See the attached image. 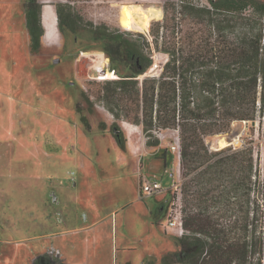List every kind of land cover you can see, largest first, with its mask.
<instances>
[{
  "label": "rangeland",
  "instance_id": "obj_1",
  "mask_svg": "<svg viewBox=\"0 0 264 264\" xmlns=\"http://www.w3.org/2000/svg\"><path fill=\"white\" fill-rule=\"evenodd\" d=\"M27 2L0 0V264H34L39 257L38 264H63L54 260L59 253L44 256L50 247L61 249L68 264H160L164 255L174 258L180 235L168 225L180 210L182 182L176 133H157L161 146L175 151L165 167L158 147L146 145L142 127L113 116L102 99L107 80L93 77L103 62L110 64L102 51L105 39L87 28L71 32L64 26L60 32L55 4L68 2L85 20L134 37L148 36L157 24L166 37L195 25L179 14L171 18L180 0H40L54 26L33 53ZM132 6L143 18L137 30L119 21ZM153 54L157 64L166 58ZM118 72L120 77L129 70L121 63ZM113 122L124 147L112 134ZM253 126L236 123L230 142L239 147L244 139L254 141L262 182L264 123ZM227 143L221 135L210 145ZM141 174L158 178L162 190L143 195Z\"/></svg>",
  "mask_w": 264,
  "mask_h": 264
},
{
  "label": "trees",
  "instance_id": "obj_2",
  "mask_svg": "<svg viewBox=\"0 0 264 264\" xmlns=\"http://www.w3.org/2000/svg\"><path fill=\"white\" fill-rule=\"evenodd\" d=\"M179 7L171 18L179 14L195 27L181 35L173 29L169 37L159 24L138 37L95 24L68 2H57L55 11L60 32L64 26L71 32L87 28L105 39L102 51L116 73L125 64L129 73L107 80L102 99L113 116L142 127L146 145L158 147L165 167L175 151L161 146L157 133H176L184 232L177 239L180 252L164 255L160 264H264V180L254 141L210 145L221 135L231 140L236 123L250 130L264 123V0H180ZM41 12L39 0H28L33 53L44 35ZM159 52L166 58L151 75L153 53ZM111 130L124 147L118 124Z\"/></svg>",
  "mask_w": 264,
  "mask_h": 264
},
{
  "label": "built area",
  "instance_id": "obj_3",
  "mask_svg": "<svg viewBox=\"0 0 264 264\" xmlns=\"http://www.w3.org/2000/svg\"><path fill=\"white\" fill-rule=\"evenodd\" d=\"M105 58L106 60L108 59L109 61L108 57H105ZM154 64H156V66H154L151 70H154V73H156L155 71L158 68V64L155 62ZM97 72H98L97 75L93 77L97 81L113 80V79L119 78L115 69L112 68L108 62H103L101 66H99ZM162 188L163 186L158 178L154 176L149 177L146 174H141L140 192L143 195L145 196L154 195L155 193L161 191ZM168 227L170 228L176 227V229L178 230L177 234L180 236L183 234L184 229L181 223L180 210L179 212H176V215L173 216L172 219L169 221Z\"/></svg>",
  "mask_w": 264,
  "mask_h": 264
},
{
  "label": "bare ground",
  "instance_id": "obj_4",
  "mask_svg": "<svg viewBox=\"0 0 264 264\" xmlns=\"http://www.w3.org/2000/svg\"><path fill=\"white\" fill-rule=\"evenodd\" d=\"M50 1L51 0H45V2H50ZM142 20L143 18L140 16V14H138V10L135 9V7L133 6L129 13L122 14L119 18L121 26L127 30L140 29ZM42 22L45 29V33H44L45 36V34H47L50 30H53V26H54V18L50 12L49 7H45L42 10ZM152 66H156V64H153Z\"/></svg>",
  "mask_w": 264,
  "mask_h": 264
},
{
  "label": "crops",
  "instance_id": "obj_5",
  "mask_svg": "<svg viewBox=\"0 0 264 264\" xmlns=\"http://www.w3.org/2000/svg\"><path fill=\"white\" fill-rule=\"evenodd\" d=\"M47 249V250H46ZM45 250H46V252L48 253V254H53V253H55L56 252V254L55 255H58L57 253H59L60 254V257H58V258H62L63 259V261H62V263L63 264H68L67 262H65V257H63L62 255H64L63 253H62V251H61V249H59V248H56V247H50V248H45ZM1 255V254H0ZM9 263V262H8ZM35 264V263H34Z\"/></svg>",
  "mask_w": 264,
  "mask_h": 264
},
{
  "label": "flooded vegetation",
  "instance_id": "obj_6",
  "mask_svg": "<svg viewBox=\"0 0 264 264\" xmlns=\"http://www.w3.org/2000/svg\"><path fill=\"white\" fill-rule=\"evenodd\" d=\"M40 1V0H39ZM26 10H27V4H26ZM25 14H26V12H25ZM41 18H42V12H41ZM25 19H26V16H25ZM42 24H43V22H42ZM44 27V26H43ZM56 261V260H55Z\"/></svg>",
  "mask_w": 264,
  "mask_h": 264
},
{
  "label": "water",
  "instance_id": "obj_7",
  "mask_svg": "<svg viewBox=\"0 0 264 264\" xmlns=\"http://www.w3.org/2000/svg\"><path fill=\"white\" fill-rule=\"evenodd\" d=\"M227 140H228V143H227V145H228V144H232V142H230V141H232V140H229V139H227Z\"/></svg>",
  "mask_w": 264,
  "mask_h": 264
}]
</instances>
